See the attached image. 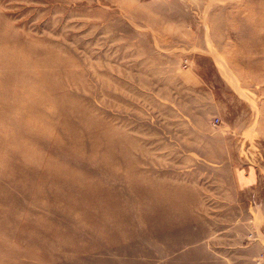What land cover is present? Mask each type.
I'll return each mask as SVG.
<instances>
[{
	"label": "rangeland",
	"instance_id": "1",
	"mask_svg": "<svg viewBox=\"0 0 264 264\" xmlns=\"http://www.w3.org/2000/svg\"><path fill=\"white\" fill-rule=\"evenodd\" d=\"M0 264H264V0H0Z\"/></svg>",
	"mask_w": 264,
	"mask_h": 264
},
{
	"label": "crops",
	"instance_id": "2",
	"mask_svg": "<svg viewBox=\"0 0 264 264\" xmlns=\"http://www.w3.org/2000/svg\"><path fill=\"white\" fill-rule=\"evenodd\" d=\"M238 176V183L240 187H248L253 182V175L251 172H241Z\"/></svg>",
	"mask_w": 264,
	"mask_h": 264
},
{
	"label": "bare ground",
	"instance_id": "3",
	"mask_svg": "<svg viewBox=\"0 0 264 264\" xmlns=\"http://www.w3.org/2000/svg\"><path fill=\"white\" fill-rule=\"evenodd\" d=\"M35 77V76H34ZM45 77H47L48 79H49V76L48 75H46ZM41 115H43V116H45V117H47V113H46V111L42 108V114ZM26 119H27V117H25ZM38 125L41 127V124L40 123H38ZM45 126V125H44ZM13 130H11L10 131V129H9V131L10 132H12V131H14L15 129L12 127V126H10Z\"/></svg>",
	"mask_w": 264,
	"mask_h": 264
},
{
	"label": "built area",
	"instance_id": "4",
	"mask_svg": "<svg viewBox=\"0 0 264 264\" xmlns=\"http://www.w3.org/2000/svg\"><path fill=\"white\" fill-rule=\"evenodd\" d=\"M214 122H217V119H215V121Z\"/></svg>",
	"mask_w": 264,
	"mask_h": 264
}]
</instances>
